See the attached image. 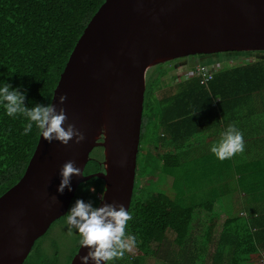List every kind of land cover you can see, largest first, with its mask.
I'll return each mask as SVG.
<instances>
[{
    "label": "trees",
    "instance_id": "1",
    "mask_svg": "<svg viewBox=\"0 0 264 264\" xmlns=\"http://www.w3.org/2000/svg\"><path fill=\"white\" fill-rule=\"evenodd\" d=\"M103 2L0 0V87L9 84L12 89L22 91L28 108L50 104L53 89L71 50ZM252 53L260 55L243 58L240 63L228 67L221 65L207 83L190 74L184 80L176 77L172 85L171 79H163L169 72L163 65L170 61L154 66L160 67L159 73L155 70L156 73L148 75L147 72L137 154L140 167H136L141 182L134 184L128 210L132 219L127 231L135 237L136 254L126 252L123 259L111 264H144L146 258L158 257L167 231L174 233L176 245V250L165 258L169 264H206L207 258L209 264H255L259 259L264 264V208H261V194L250 185L254 182L247 180L248 184H243V177H239L238 187L245 192L240 207H224L219 193L196 203H187L190 195H185L186 191L195 193L198 188L201 190L203 180L210 177L207 158L193 152L196 145L191 139L219 123L214 99L218 98L217 110L224 122L233 119L226 113L227 107L235 104L248 107L246 104L251 96L262 104L255 107L257 113L264 114V51ZM26 123L22 116H7L0 104V195L19 180L36 146L40 131L34 125L31 132L22 134ZM255 152L257 156L250 161L256 160L248 164V176L264 168V155ZM89 156L83 173L102 170V147L93 148ZM240 168L239 163L236 171H241ZM157 175L169 184L167 189L146 191L147 180ZM90 186L95 188L94 193L89 191ZM103 188L102 179L96 176L79 183L68 211L77 199L91 200L97 206ZM195 208L206 211L205 227L190 248L188 242L192 236ZM223 213L225 218L216 234ZM66 216L67 213L54 220L48 233L56 222H66ZM48 233L34 242L23 264L64 263L60 260L61 250L56 242L51 240L50 252L41 248V240ZM63 234L62 240L71 236ZM211 245L212 251L209 250ZM78 246L79 241L76 250ZM34 251L42 254V259L35 263L31 259ZM73 254H68L66 264Z\"/></svg>",
    "mask_w": 264,
    "mask_h": 264
},
{
    "label": "water",
    "instance_id": "2",
    "mask_svg": "<svg viewBox=\"0 0 264 264\" xmlns=\"http://www.w3.org/2000/svg\"><path fill=\"white\" fill-rule=\"evenodd\" d=\"M255 51H264V0H104L50 101L64 108L85 140L49 144L39 133L23 174L0 195V264H23L34 242L67 212L79 183L91 177L103 181L97 207L115 202L129 210L150 68L195 54ZM60 95L67 96L62 105ZM95 147H102L103 169L84 174ZM69 160L81 176L61 194L60 169ZM87 251L79 244L69 264H81Z\"/></svg>",
    "mask_w": 264,
    "mask_h": 264
},
{
    "label": "clouds",
    "instance_id": "3",
    "mask_svg": "<svg viewBox=\"0 0 264 264\" xmlns=\"http://www.w3.org/2000/svg\"><path fill=\"white\" fill-rule=\"evenodd\" d=\"M66 95H60L58 103L64 104ZM25 95L19 89H12L11 85L0 87V104L3 105L6 115L12 118L22 116L27 120L22 134L27 135L33 126L40 131L44 141L51 144L58 141L67 146L70 141L80 144L85 135L75 124L68 123V116L63 107L57 109L54 104L40 105L28 108L24 104ZM212 154L223 162L230 160L245 151L243 133L231 124L220 134L217 142L210 148ZM81 176V171L72 160L66 161L60 169V184L57 188L63 193L67 188L71 191L72 178ZM90 192L95 188L90 186ZM56 197H53L55 202ZM132 219L131 213L122 204L104 203L94 206L91 200L85 202L77 199L67 212L66 224L69 234L76 230L80 239L79 244L88 249L82 256L81 264H111L112 261L123 259L126 252H131L135 246V237L127 231L128 222Z\"/></svg>",
    "mask_w": 264,
    "mask_h": 264
},
{
    "label": "crops",
    "instance_id": "4",
    "mask_svg": "<svg viewBox=\"0 0 264 264\" xmlns=\"http://www.w3.org/2000/svg\"><path fill=\"white\" fill-rule=\"evenodd\" d=\"M163 66L166 67L167 64ZM217 102L218 98H215L213 106L218 112V117L220 118L219 123L211 126L205 133L196 135L191 139L196 145V150L193 152L198 156L207 158L210 166L208 172L210 177L208 180H203L202 189L200 190L198 188L195 192L203 194V199L212 197L215 193H219L224 207H240L244 202L245 192L242 187H238L240 183L238 179L239 177H243V184L245 182L247 183V180L254 182L253 185L251 183L250 185L256 193L261 194V208H264V168L260 171H256L250 176H248L247 173L250 169V167L248 168V164H252L256 160L250 161L252 157L257 156L255 150L259 154L264 155V114L262 112L257 113L255 110V107H260L262 104H258L254 96H251L249 98V103L246 104L250 109L243 106L244 104L229 106L225 111L229 113V117H233V119L224 122L220 111L217 110ZM231 124H234L238 130L243 133L245 151L241 155L221 162L211 153L210 148L214 142L219 140L220 134ZM255 144H257L256 147ZM239 163L241 171L238 172L236 171V166H238Z\"/></svg>",
    "mask_w": 264,
    "mask_h": 264
},
{
    "label": "rangeland",
    "instance_id": "5",
    "mask_svg": "<svg viewBox=\"0 0 264 264\" xmlns=\"http://www.w3.org/2000/svg\"><path fill=\"white\" fill-rule=\"evenodd\" d=\"M234 55H232L231 53H220V54H214V55H192V56H188L186 57L184 60H177L174 64H167L166 69L169 71L167 72V74L163 77V79H165L166 81L168 80H172V85L177 77V79H185L186 75H190V67L194 66V64H196L197 62H203L208 64L209 66H213V65H218V67H220L221 65H223V67H228L230 65H235L237 63H240L242 61L243 58H247L250 59L252 58L254 55H260L257 53H245L244 54H236L233 53ZM155 70L159 73L160 72V67H152L150 68V70H148L147 72H149L148 75H150L151 72H155ZM181 72V73H180ZM156 73V72H155ZM176 74V75H175ZM147 76V74H146ZM147 78V77H146ZM139 158V156H138ZM139 164L137 165V168H139ZM138 173V172H137ZM138 174L135 175V185L139 184L141 182V180H139ZM162 178L160 175L155 176V178L151 179V180H147V185H146V191L147 190H155V191H165L167 189V186L169 185L167 182H163ZM163 183V184H162ZM192 192H185V195H190L188 197V202L187 203H196L199 199H203L202 196L203 194L200 193H193ZM185 202V204H187ZM224 214V213H223ZM206 217V211L200 208H195L194 214H193V225H192V236L189 239L188 245L190 248H192L193 242H197L194 240H198L204 227H205V218ZM224 220V215L220 218L219 223L217 225V231L216 234L218 233L220 227H221V223ZM60 225L57 224V222L55 224L52 225V228L50 229L48 235H50L51 237H53L56 233V231L60 228ZM62 230V229H60ZM79 235L76 232V230H72V234L70 236V238H67L66 240H61L59 241L63 247L61 250V258L63 259L64 263L62 264H66L68 262V254H71L72 252L75 253L76 249L75 247L77 246V242L79 241ZM174 239V233L171 231H167L166 232V237L165 240L163 242V246L162 249L160 250V255L158 257H148L145 260L144 264H169L167 263L166 259L168 254L172 251L176 250V245L173 242ZM50 241L49 237L43 238L41 240V248L43 249V251L45 252H50ZM74 247V249L72 250V248ZM213 249V245L210 246L209 250L212 251ZM34 255H32L31 259L32 261L35 263L36 261H39L42 259V257H40V255H42L41 253H35V251L33 252ZM131 255H135L136 251L133 250L131 252H129ZM74 255V254H73ZM70 262V261H69ZM210 259L207 258V262L206 264H209ZM69 264V263H68ZM255 264H262V260H258L256 261Z\"/></svg>",
    "mask_w": 264,
    "mask_h": 264
},
{
    "label": "built area",
    "instance_id": "6",
    "mask_svg": "<svg viewBox=\"0 0 264 264\" xmlns=\"http://www.w3.org/2000/svg\"><path fill=\"white\" fill-rule=\"evenodd\" d=\"M218 65L209 66L208 64H196L194 69H190V74H194L200 78L201 82L207 83L213 78V75L218 69Z\"/></svg>",
    "mask_w": 264,
    "mask_h": 264
},
{
    "label": "flooded vegetation",
    "instance_id": "7",
    "mask_svg": "<svg viewBox=\"0 0 264 264\" xmlns=\"http://www.w3.org/2000/svg\"><path fill=\"white\" fill-rule=\"evenodd\" d=\"M214 54H220V53H213V54H204V55H214ZM199 56H202V55H199ZM185 58V57H184ZM179 59H182V58H179ZM182 60H184V59H182ZM174 61V60H173ZM174 62H176V61H174ZM174 62H172V61H170V63H169V65H171V64H173ZM69 206H70V204H69ZM69 208V207H68ZM67 211H68V209H67ZM67 213V212H66ZM65 213V214H66ZM64 214V215H65ZM53 223V222H52ZM51 223V224H52ZM50 224V225H51ZM58 225H60L59 227V229L56 231V233H55V235L53 236V237H51L50 235H47V237H49V240H52V242L54 241V242H56L58 245H59V247H60V249L62 250V247H63V245L59 242V241H61L63 238H64V236H65V234H63V233H66V234H69V232L67 231L68 230V226H67V224H66V222H61V223H57ZM50 227V226H49ZM60 229H62V230H60ZM48 230H49V228L46 230V232L45 233H48ZM44 233V234H45ZM43 234V235H44ZM71 235V234H70ZM52 238V239H51ZM33 247V246H32ZM79 247V246H78ZM31 250H32V248H31ZM31 250H30V252H31ZM52 250V247H51V241H50V251ZM29 252V253H30ZM76 252V251H75ZM29 255V254H28ZM72 258V257H71ZM60 260L61 261H63V259L61 258V256H60ZM71 260V259H70ZM64 262V261H63Z\"/></svg>",
    "mask_w": 264,
    "mask_h": 264
}]
</instances>
